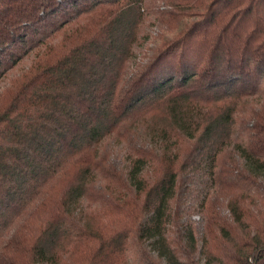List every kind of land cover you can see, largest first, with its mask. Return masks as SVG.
<instances>
[{
    "label": "trees",
    "instance_id": "obj_1",
    "mask_svg": "<svg viewBox=\"0 0 264 264\" xmlns=\"http://www.w3.org/2000/svg\"><path fill=\"white\" fill-rule=\"evenodd\" d=\"M0 264H264V0H0Z\"/></svg>",
    "mask_w": 264,
    "mask_h": 264
},
{
    "label": "rangeland",
    "instance_id": "obj_2",
    "mask_svg": "<svg viewBox=\"0 0 264 264\" xmlns=\"http://www.w3.org/2000/svg\"><path fill=\"white\" fill-rule=\"evenodd\" d=\"M149 20H151V19H148V21L142 27L141 34L149 33L153 29L152 27H150V21ZM32 60H33V57L31 56V58H29V60H24L23 63H21V66L22 67L31 66ZM123 142H124V140L122 138H117V137H115L114 139L110 138L103 145H101V148L99 151H102V153L105 155L116 154V153H118L116 151H118V149L120 148V144ZM93 210L95 212V216L97 214L106 215V216H104V217H106L105 222H109L112 219L113 214L109 213L107 210H105V212H104V211H102L101 208H98V207L93 208ZM195 219L197 221L199 220L198 217H195ZM112 220H111V222H112Z\"/></svg>",
    "mask_w": 264,
    "mask_h": 264
}]
</instances>
